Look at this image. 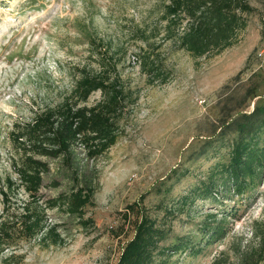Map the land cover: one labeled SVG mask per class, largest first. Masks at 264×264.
<instances>
[{
    "label": "rangeland",
    "instance_id": "rangeland-1",
    "mask_svg": "<svg viewBox=\"0 0 264 264\" xmlns=\"http://www.w3.org/2000/svg\"><path fill=\"white\" fill-rule=\"evenodd\" d=\"M246 1L254 10L245 15L246 25L234 32L232 43L193 57L163 34L167 0H0L1 191L5 177L14 180L7 138L11 123L58 103L78 68L95 71L94 49L115 64L134 98L119 119L121 133L100 156L86 158L77 148L76 171L46 158L45 183L57 179L63 189L71 177L85 174L93 185L92 205L83 214L87 225L48 210L46 221L55 224L60 241H20L2 250L0 264H6L1 259L9 252L23 256L13 264H113L131 234V219L121 214L126 204L163 205V194L168 193L164 201L177 197L201 181L217 159H225L223 145L232 135L225 124L264 98V0ZM141 47L164 68V82L140 71ZM99 97L92 92L86 104ZM222 130L227 132L216 138ZM262 191L258 184L241 197H224L221 204L195 202L191 219L180 214L170 229L194 235L201 249L196 255L172 253L167 264H264ZM40 193L44 198L53 191L43 187ZM11 197L19 205L25 195L13 188ZM221 210L232 213L228 231L204 245L195 223L208 211L218 218Z\"/></svg>",
    "mask_w": 264,
    "mask_h": 264
},
{
    "label": "trees",
    "instance_id": "trees-1",
    "mask_svg": "<svg viewBox=\"0 0 264 264\" xmlns=\"http://www.w3.org/2000/svg\"><path fill=\"white\" fill-rule=\"evenodd\" d=\"M253 10L246 0H167L161 16L162 30L179 48L200 57L229 46L234 32L245 27V15ZM139 50L140 71L150 80L164 82V68L154 60L152 51L147 47ZM93 53L97 69L78 68L69 93L58 103L35 109L28 119L11 123L7 138L12 149L9 167L14 180L5 177L3 190L0 189V253L20 241L59 242L55 224L46 221L48 210L71 216L81 226L89 222L83 214L84 208L92 205L93 185L85 174L71 177L63 189H59L57 179L50 178L48 183L44 179L49 175L46 158L60 159L76 171L77 148L86 158L94 159L121 133L119 119L134 98L120 82L109 57L97 49ZM94 91L100 97L87 105V98ZM225 127L232 134L223 145L226 157L217 159L201 181L166 201L168 193L163 194V205L157 203L151 208L138 202L125 205L121 214L124 219H131V234L113 264H167L172 253L196 255L201 248L195 236L174 234L170 229L172 220H177L180 214L190 220L198 200L221 204L224 197H241L258 184H262L264 195V98L253 102L249 110L237 113ZM225 132L222 130L216 138ZM43 187L53 193L43 198L40 193ZM13 188L25 195L19 205L11 197ZM231 214L221 210L217 218L216 212L208 211L195 223L204 245L225 236ZM22 258V254L9 252L1 260L13 264L15 259L20 263Z\"/></svg>",
    "mask_w": 264,
    "mask_h": 264
}]
</instances>
